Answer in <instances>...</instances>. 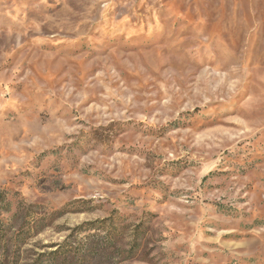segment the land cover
<instances>
[{"label": "rangeland", "instance_id": "obj_1", "mask_svg": "<svg viewBox=\"0 0 264 264\" xmlns=\"http://www.w3.org/2000/svg\"><path fill=\"white\" fill-rule=\"evenodd\" d=\"M0 264H264V0H0Z\"/></svg>", "mask_w": 264, "mask_h": 264}, {"label": "trees", "instance_id": "obj_2", "mask_svg": "<svg viewBox=\"0 0 264 264\" xmlns=\"http://www.w3.org/2000/svg\"><path fill=\"white\" fill-rule=\"evenodd\" d=\"M6 246V245H5Z\"/></svg>", "mask_w": 264, "mask_h": 264}]
</instances>
